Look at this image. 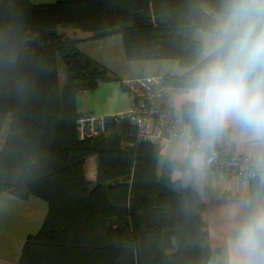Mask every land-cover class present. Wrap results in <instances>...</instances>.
Listing matches in <instances>:
<instances>
[{
    "label": "trees",
    "instance_id": "16d2710c",
    "mask_svg": "<svg viewBox=\"0 0 264 264\" xmlns=\"http://www.w3.org/2000/svg\"><path fill=\"white\" fill-rule=\"evenodd\" d=\"M226 0H0V196L47 202L44 223L23 245L19 264H208L214 250L191 186L176 189L171 168L158 173L160 148L102 134L81 139L78 95L116 79L55 29L95 38L120 35L131 61L176 60L186 71L165 83L188 87L201 58L200 29L212 32ZM66 69L59 81L58 59ZM186 119L187 106L182 111ZM107 129L115 125L107 117ZM99 154L97 180L85 162ZM220 264H224L223 261Z\"/></svg>",
    "mask_w": 264,
    "mask_h": 264
},
{
    "label": "crops",
    "instance_id": "0c3cea01",
    "mask_svg": "<svg viewBox=\"0 0 264 264\" xmlns=\"http://www.w3.org/2000/svg\"><path fill=\"white\" fill-rule=\"evenodd\" d=\"M33 4H50L58 0H30ZM216 14V20H218ZM59 34L78 41V49L85 56L99 65L109 69L116 79L100 82L94 90H88L78 95L79 113H94L98 116H114L126 112L132 106L130 92L125 87L129 79H137L144 89L153 88L164 82L167 73L181 75L186 69L168 64L170 60L131 61L126 57L124 44L120 35L95 38L92 32H83L74 26H57ZM115 39L118 44H103ZM203 55V54H202ZM204 53V57H206ZM178 63V62H177ZM60 85L66 83L67 75L60 67L58 59ZM183 93L168 95L160 100L161 104L183 109L187 106L181 102ZM9 118V116H8ZM7 118V119H8ZM192 130L199 133L191 122ZM133 124L123 121L110 126L102 138L108 143H120L121 147L129 145L128 135ZM0 138L1 141L5 139ZM219 147L230 152H241L258 165L259 149L252 148L238 130H228L216 140ZM156 144L160 148L158 173L163 174L171 168V177L177 190L191 186L198 194L200 214L207 226L208 238L214 250V256L208 264H226L228 258V242L236 224L247 214L245 205L249 202H264V175L255 181H246L237 176H227L221 170L205 166L197 176L192 170V150L181 138L162 139ZM202 153L201 151H198ZM99 166V154L87 157L85 162L86 176L92 184L96 183ZM30 197L26 201H30ZM0 264H18L0 260Z\"/></svg>",
    "mask_w": 264,
    "mask_h": 264
},
{
    "label": "clouds",
    "instance_id": "9594fccd",
    "mask_svg": "<svg viewBox=\"0 0 264 264\" xmlns=\"http://www.w3.org/2000/svg\"><path fill=\"white\" fill-rule=\"evenodd\" d=\"M207 55L181 97L201 143L211 147L228 130H238L260 150L258 166L264 168V0H226ZM205 165V155L193 152L197 176ZM245 208L228 242L226 264H264V202Z\"/></svg>",
    "mask_w": 264,
    "mask_h": 264
},
{
    "label": "built area",
    "instance_id": "2783aa9c",
    "mask_svg": "<svg viewBox=\"0 0 264 264\" xmlns=\"http://www.w3.org/2000/svg\"><path fill=\"white\" fill-rule=\"evenodd\" d=\"M124 84L131 94L132 106L124 113L110 116L114 123L131 122L141 140L156 143L162 139H184L192 150L205 155V166L219 169L227 176L255 181L264 175V168L254 164L241 152H230L219 147L216 142L211 147L201 143L200 134L192 130L181 109L160 103L168 95L184 93L186 87L161 82L153 88L144 89L137 79H129ZM107 127V117L91 112L81 113L77 120L81 139L100 135L106 132Z\"/></svg>",
    "mask_w": 264,
    "mask_h": 264
},
{
    "label": "rangeland",
    "instance_id": "374dc122",
    "mask_svg": "<svg viewBox=\"0 0 264 264\" xmlns=\"http://www.w3.org/2000/svg\"><path fill=\"white\" fill-rule=\"evenodd\" d=\"M221 15H218L216 25ZM117 38L120 39L122 37ZM194 38L203 44L204 52L201 58H204V53L207 55V51L214 43L215 29L212 32L196 29ZM103 44H118V41L113 39L111 43L110 41H105ZM59 64L64 69V63L61 58H59ZM168 64H170L169 66L175 64L177 67L178 63L176 60H170ZM10 121L11 117L9 116L2 132V138L7 133ZM47 212L48 204L40 198L32 197L30 201H26L7 193L0 196V260L19 264L26 238L39 232Z\"/></svg>",
    "mask_w": 264,
    "mask_h": 264
}]
</instances>
